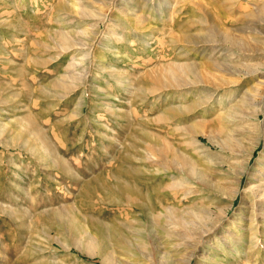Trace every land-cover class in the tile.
Here are the masks:
<instances>
[{
  "label": "rangeland",
  "instance_id": "obj_1",
  "mask_svg": "<svg viewBox=\"0 0 264 264\" xmlns=\"http://www.w3.org/2000/svg\"><path fill=\"white\" fill-rule=\"evenodd\" d=\"M221 1L0 0V264H102L70 239L64 226L71 218L85 236H108L111 264H264V204L245 203L250 177L237 180L243 151L254 146L249 172L262 170L264 140L255 143L257 130L238 144L220 118L238 77L217 74L228 81L226 104L204 113L188 108L198 96L182 101L178 85L186 77L169 72L186 59L201 67L194 42L205 34L219 39L215 26L254 52L240 74L263 72L244 79V87L264 80V30L254 33L264 0ZM183 128L205 133L198 138L208 149L182 150L190 140ZM41 139L55 156L36 144ZM148 143H169L197 175L181 164L173 170L177 180L168 177L170 164L163 169L157 156L150 159ZM232 147L238 165L227 162ZM116 179L148 198L163 187L168 200L130 207L114 194ZM251 216L254 225L245 221Z\"/></svg>",
  "mask_w": 264,
  "mask_h": 264
},
{
  "label": "bare ground",
  "instance_id": "obj_2",
  "mask_svg": "<svg viewBox=\"0 0 264 264\" xmlns=\"http://www.w3.org/2000/svg\"><path fill=\"white\" fill-rule=\"evenodd\" d=\"M229 14H230V11H229ZM256 23H257V25H256L257 31L254 33H255V35H258V36L262 35V31L264 30V21L257 20ZM213 29L215 32H217V37L219 39H217V40L209 39L210 36L207 37V35L205 34V35H197L199 38V41L194 42L195 43L194 45H196V49H195L196 54L201 56L202 59L205 60V63H203L202 66L199 67L198 64H196L193 61L188 64L187 63L188 59H186L184 62L180 63L179 65L175 64L176 69L175 70L172 69L171 71H169L170 75L173 77V79L174 78L180 79V78L186 77V80H184V81L180 80L179 85H178L180 88H183V90H185L183 92L182 101H184V100L186 101L189 97L198 96L199 97L198 99L200 102L199 103L194 102V104L188 108L190 109L191 107H194V110L197 108H202V109L205 108L204 113H207L210 110V108L212 107V105H214L218 101H220V106H224L226 104V103H223V102H225V100H224L225 93L222 94V91L225 92L224 87L226 86L227 79L223 78V77H217V74L221 75L222 73H225V74L235 75L236 77H238V81L232 83V86L235 88V90H237L236 96H234V100H232L229 109L224 111L223 113H221L220 118H221V121L223 123L225 122V123H228L230 125L232 130L229 129L230 127L228 128L230 130L229 134L232 137V139H234V141H236L238 144L243 142L244 138L246 136L250 135L251 133L257 134V130L260 132L259 138L257 139V135H252V136H256L255 143L260 144V142H262L261 138H263V140H264V119L262 120V118H261V116L264 117V95H263L264 94V80H261L262 82L259 81L260 82L259 86L254 85L250 88H248L247 85H245L246 87H244V85H243L244 81L243 80L248 78V77H251V76L254 77L257 74H262L263 71L259 73V71L257 72V70H256L254 72L250 71V72H244V73L240 74L241 67H242V69H243V67L248 69V67H246L247 64H245V62L248 61L249 59H251V57L254 55L253 50L250 49V46H249V48L247 47V44H246L247 42L243 38H233L230 34H226L224 32H221L219 30V28H216L215 26ZM239 30H241V32H242L244 30V28H240ZM60 36L62 38L65 37L64 34H62ZM71 43H73V42H71ZM181 51H182L181 52L182 57L186 58L187 52L186 51L184 52L182 49H181ZM167 75L169 77V74H167ZM188 76H191V78L190 77L188 78ZM172 77H170V78H172ZM236 80H237V78H236ZM202 94H204V95L202 96ZM191 95H193V96H191ZM257 105H259L258 109H257ZM185 110H187V109H185ZM4 127L2 128L0 125V133L2 131L6 130V129L4 130ZM181 131L186 132V134H183V136L186 137L185 138L186 140H187V137H190V140L188 138L189 141H186L185 143L181 144L183 146L182 150H184L185 152L186 151L188 152L190 146H194L198 150L200 149V151L196 150L198 152H203L201 150H207L208 149V147L198 138L199 136L207 137V135H205V133H203V132H202V134L198 133V132L191 133L190 131L188 132L187 128L186 129L183 128ZM39 134L40 133L38 132L37 133L38 137H39ZM226 136H228V135H226ZM14 138H11V139L6 140V141L4 140L3 143L4 144H10V143H12V141L17 142V140H19V139H17L18 137L15 139ZM208 138L210 139V137H208ZM30 142H32V141H30ZM36 142H37L36 144L40 145L39 147L41 149H45L46 151L49 150L48 144H46L44 141H42V139H41V141L39 140ZM213 143H214V141H213ZM225 143H227V142H225ZM229 143H230V141H229ZM31 144H34V143H31ZM230 145H232V144L230 143ZM7 146H9V145H7ZM25 147H26V145H24V148ZM35 147H36V145H35ZM35 147H33V149H31V151L35 150ZM148 147H150V149H151L150 153L153 155V157L150 159H154L157 156V158L160 160L159 162L158 161L157 162L159 164L161 163L159 165L160 168L162 167L164 169L167 167V166L165 167L164 164H166V165L170 164L169 169H168L169 166L166 169H164L166 172V175H168L167 172H171V174L169 173L170 175H168V177H171L172 179L177 180L176 179L177 174L175 173V171L176 170L179 171V167H181V164H183V167L188 169L187 173H189L192 177L197 175L196 174L197 168L195 167V165L193 163H189L188 162L189 159L187 160L186 157L184 155H182L181 152L177 151V149H174V147L171 146L169 143H159V145H157V146H155L154 144L148 143ZM176 148H178V147H176ZM221 148L223 150H226L227 147L225 146V147H221ZM228 148H229V146H228ZM50 150L47 153L49 155L51 154V155L55 156L53 150H51V152H50ZM254 150H255V146H254V148H251L248 151H243L245 153L244 156L246 157L245 158L246 160L244 161L245 168H244V171L241 174L240 178L237 179L238 184H239L241 182V178L243 175L247 174V176L250 177L249 185L246 188V190L244 191L245 197L248 196V198L245 199L244 202L246 203V200L248 201V199H249V201L252 202L253 208L257 204V201H259V202L261 201L260 203L264 204L263 203L264 202L263 201L264 200V166H263L262 170L259 171V174L256 176H254V175L251 176V174L249 172L250 171V169H249L250 160L252 159ZM230 152H232L231 155H233V157L227 159L228 164L238 165L237 158L239 157V159H240V157H241V155L239 154V151H235L234 148L232 147L230 149ZM155 153L157 155H155ZM260 162H264V161L260 160ZM56 163H57V161H56ZM60 164H61V162H59V165ZM174 169H175V171H173ZM186 169H185V171H186ZM253 177H255V178H253ZM115 181H116V186L113 188L114 194H116L119 198H121L120 200H122L124 203H126L130 207H133V208L137 207L138 209H141V210L144 208V206L154 208V206L159 205L160 203L162 204V202L168 200L167 199L168 195L165 192V189L163 187H159V188L153 187V190H154L153 194H150L149 198H148V195L145 196L143 193H140L137 190H135L134 188H131L128 185L120 182V180L116 179ZM218 187H219V189H221L220 186H218ZM149 189H152V187H150ZM191 193L192 192H187V193H185V196H188ZM155 196H156V201L153 202V198ZM157 196H158V198H157ZM177 196H181V195H177ZM151 202H153V203H151ZM251 208H252V206H251ZM172 209L173 208H171V207L170 208L167 207L166 211L172 212ZM183 209H185V208H183ZM205 210L207 213L213 214V212H210L211 211L210 208L209 209L206 208ZM224 214H225V212H224ZM219 220L223 221V218H222V220L221 219H219ZM245 221H248L250 225H254L256 223L254 216L245 218ZM187 223L190 224V222H187ZM64 228H65V231L70 236V239L72 241H74L73 243H75V245L78 246V249L81 253L88 255L90 258L99 257L102 261V264H111V257H112V251L113 250L111 247V243H109L110 240L106 234H102L101 233L102 231H101L100 232L101 235L99 237L88 236V234H87V236H85L86 233H84L83 226L80 224V220L79 219L77 220L76 218H75V220L73 218L67 220V223L64 226ZM59 234H60V232H59ZM64 235H67V234H64ZM116 236H117V234H116ZM207 236L208 235H206L205 237H207ZM116 238H118V236ZM118 239L121 240L120 238H118ZM121 242H122V244H125L124 241H121ZM239 243H241V241H239ZM239 243H238V246L240 245ZM59 244L62 245L61 248H63V250H65V251L71 250V247L69 245H63L61 242H59ZM250 244H251L250 248L252 250L251 252L256 251L257 250L256 249L257 243L253 241ZM142 248H143V246H142ZM239 248H241V247L239 246ZM120 249L123 252H126V254H130L129 252L125 251L124 248H120Z\"/></svg>",
  "mask_w": 264,
  "mask_h": 264
}]
</instances>
